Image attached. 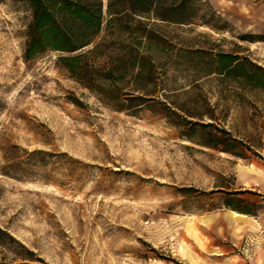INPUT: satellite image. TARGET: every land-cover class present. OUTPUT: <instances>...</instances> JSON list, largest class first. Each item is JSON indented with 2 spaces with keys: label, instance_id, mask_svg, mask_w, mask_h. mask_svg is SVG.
Segmentation results:
<instances>
[{
  "label": "rangeland",
  "instance_id": "1",
  "mask_svg": "<svg viewBox=\"0 0 264 264\" xmlns=\"http://www.w3.org/2000/svg\"><path fill=\"white\" fill-rule=\"evenodd\" d=\"M208 2L225 29L163 27L184 56L160 61L156 83L127 76L119 95L144 99L115 110L57 53L26 61L29 7L0 0V227L46 264H205L240 246L235 222L264 228V90L204 76L216 52L264 68V42L241 39L264 34V0ZM189 121L230 132L241 156L196 143L207 135ZM235 190L263 209L227 219ZM15 260L0 248V264Z\"/></svg>",
  "mask_w": 264,
  "mask_h": 264
},
{
  "label": "trees",
  "instance_id": "2",
  "mask_svg": "<svg viewBox=\"0 0 264 264\" xmlns=\"http://www.w3.org/2000/svg\"><path fill=\"white\" fill-rule=\"evenodd\" d=\"M23 1L31 16L26 30L25 60L57 53V64L72 79L98 95L112 96L104 102L115 110L125 109L130 105L127 103L137 98L144 99L119 95L124 89L121 81L127 76L131 75L139 83H156L154 68L160 61L175 58L180 62L184 56V48L173 45L163 27L201 24L222 31L226 23L208 0ZM220 22L222 24H218ZM241 39L264 42V34L248 33ZM194 52L207 51L200 48ZM208 61L204 67L210 68L204 71V76L217 74L235 86L264 90V68L253 59L236 52H216ZM189 122L195 132L201 128L206 132V139L196 143L241 156L231 148L239 141L224 128L209 122ZM186 137L195 141L190 135ZM242 193L227 192L224 206L250 216L257 215L263 209L262 204L240 197ZM262 197L264 199V195ZM9 246L15 248L18 258L14 264H46L42 257L0 227V248Z\"/></svg>",
  "mask_w": 264,
  "mask_h": 264
},
{
  "label": "crops",
  "instance_id": "3",
  "mask_svg": "<svg viewBox=\"0 0 264 264\" xmlns=\"http://www.w3.org/2000/svg\"><path fill=\"white\" fill-rule=\"evenodd\" d=\"M235 223L242 229L236 238L241 242L240 246L222 248L221 257L212 256L205 264H264V228H257L256 224ZM243 241L246 242L244 247Z\"/></svg>",
  "mask_w": 264,
  "mask_h": 264
},
{
  "label": "bare ground",
  "instance_id": "4",
  "mask_svg": "<svg viewBox=\"0 0 264 264\" xmlns=\"http://www.w3.org/2000/svg\"><path fill=\"white\" fill-rule=\"evenodd\" d=\"M226 216L229 218V219H232V220H242L243 222L247 221L250 219V217L247 215V214H244V213H241V212H238V211H234V210H227V214ZM214 216H211L207 219H212ZM191 258V257H190ZM195 261V260H194ZM196 264V263H195Z\"/></svg>",
  "mask_w": 264,
  "mask_h": 264
}]
</instances>
